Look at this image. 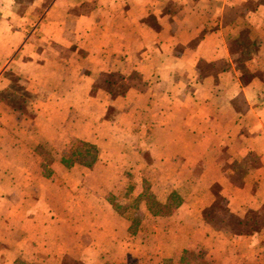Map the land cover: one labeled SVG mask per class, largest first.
<instances>
[{"label": "crops", "instance_id": "crops-1", "mask_svg": "<svg viewBox=\"0 0 264 264\" xmlns=\"http://www.w3.org/2000/svg\"><path fill=\"white\" fill-rule=\"evenodd\" d=\"M0 264H264V0H0Z\"/></svg>", "mask_w": 264, "mask_h": 264}, {"label": "rangeland", "instance_id": "rangeland-1", "mask_svg": "<svg viewBox=\"0 0 264 264\" xmlns=\"http://www.w3.org/2000/svg\"><path fill=\"white\" fill-rule=\"evenodd\" d=\"M19 101V100H18ZM53 149L50 148H44L42 150V156H43V162L42 165L43 171L48 169V166L54 160V154H56ZM135 165H126L123 169V178L118 180L116 185H114V188L110 191H108L105 196L106 199L113 204V206L118 210V212L125 214L129 216L131 219H138V214H136L138 204L140 202H145L148 204V200L151 199L152 201H156L154 195L152 194L150 190L151 182L149 180H146V194H141L140 196H136L134 193V189L136 187L137 181H136V174H135ZM142 182V187H143ZM157 210V207L155 205L152 206V211ZM134 222V221H133ZM150 222V218L148 220ZM135 224V223H134ZM148 229V228H146Z\"/></svg>", "mask_w": 264, "mask_h": 264}, {"label": "trees", "instance_id": "trees-1", "mask_svg": "<svg viewBox=\"0 0 264 264\" xmlns=\"http://www.w3.org/2000/svg\"><path fill=\"white\" fill-rule=\"evenodd\" d=\"M44 147H36V152L42 156V150ZM43 159V156H42ZM99 159V150L98 148L86 141L74 140L70 143V146L66 148L60 155V162L66 166L70 167L74 164H80L82 166L91 168L96 161ZM42 167H44L42 165ZM45 175H50L52 170L48 169L43 172ZM146 194V192L144 193ZM181 197L176 192H171L167 200L164 203L158 201L148 200V208H152L153 205L157 207V214L167 215L174 211V209L180 204ZM254 215V213H253ZM135 222V221H134ZM135 229L130 227V232L134 233Z\"/></svg>", "mask_w": 264, "mask_h": 264}]
</instances>
